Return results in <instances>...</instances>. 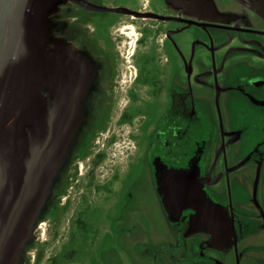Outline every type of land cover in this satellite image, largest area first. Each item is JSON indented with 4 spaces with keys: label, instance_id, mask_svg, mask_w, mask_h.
<instances>
[{
    "label": "flooded vegetation",
    "instance_id": "af4514ba",
    "mask_svg": "<svg viewBox=\"0 0 264 264\" xmlns=\"http://www.w3.org/2000/svg\"><path fill=\"white\" fill-rule=\"evenodd\" d=\"M63 10L66 38L103 66L92 97L103 112L29 264H67L59 254L97 210L107 234L133 233L131 184L149 177L179 236L187 224L196 232L183 264H264V0H74ZM130 216L147 220L145 203ZM65 217L63 241L44 256Z\"/></svg>",
    "mask_w": 264,
    "mask_h": 264
},
{
    "label": "water",
    "instance_id": "95a60500",
    "mask_svg": "<svg viewBox=\"0 0 264 264\" xmlns=\"http://www.w3.org/2000/svg\"><path fill=\"white\" fill-rule=\"evenodd\" d=\"M69 1L0 0V264L30 263L102 118L103 66L66 38Z\"/></svg>",
    "mask_w": 264,
    "mask_h": 264
},
{
    "label": "rangeland",
    "instance_id": "374dc122",
    "mask_svg": "<svg viewBox=\"0 0 264 264\" xmlns=\"http://www.w3.org/2000/svg\"><path fill=\"white\" fill-rule=\"evenodd\" d=\"M149 184H131L136 194L137 201L129 207L127 225L132 228L136 225L133 233L107 234L111 221L107 220L101 210L94 212V221L88 231L79 230L74 234L72 242L65 247L64 253L59 254V262L67 264H183L184 243L195 236L192 226L187 224V231L180 237L175 231V223L167 218L164 207L157 198L151 178H147ZM145 203L147 220L132 219L130 210L137 203ZM101 216L100 218H97ZM66 218V219H65ZM57 227L58 235L52 239L44 256H49L53 248H59V242L63 241L64 230L68 229V221L65 217ZM48 229V228H47ZM51 230V229H50ZM76 230V228L74 229ZM48 232V230H47ZM68 237V234H67ZM75 250V255L67 260V251ZM221 247L220 252H225ZM64 254V256H63ZM219 259H223L220 254ZM47 263L46 260L42 261ZM231 263L229 260L226 263Z\"/></svg>",
    "mask_w": 264,
    "mask_h": 264
}]
</instances>
